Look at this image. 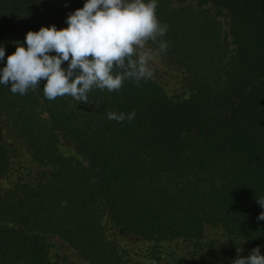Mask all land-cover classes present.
<instances>
[{
    "label": "trees",
    "instance_id": "obj_1",
    "mask_svg": "<svg viewBox=\"0 0 264 264\" xmlns=\"http://www.w3.org/2000/svg\"><path fill=\"white\" fill-rule=\"evenodd\" d=\"M187 1L156 0L166 32L146 42L185 71L186 99L173 100L151 76L126 78L118 91L94 87L86 102L47 99L45 81L23 96L0 85V117L40 167L0 192V264H57L51 234L91 264H157L128 259L107 238V222L126 235L193 244L162 264H233L248 256L244 245L264 247V0ZM83 3L0 0V67L29 30L67 27ZM63 138L80 158L61 153ZM11 164L0 140V179ZM206 226L228 241L202 245Z\"/></svg>",
    "mask_w": 264,
    "mask_h": 264
},
{
    "label": "clouds",
    "instance_id": "obj_2",
    "mask_svg": "<svg viewBox=\"0 0 264 264\" xmlns=\"http://www.w3.org/2000/svg\"><path fill=\"white\" fill-rule=\"evenodd\" d=\"M156 7V0H84L82 8L67 14V27L41 26L38 31L29 30L23 43H16L0 67V85L10 84L13 94L23 96L45 81L42 90L47 99L67 95L86 102L94 87L118 91L126 78L147 79L151 72L138 50L166 32ZM5 53L0 44V62L5 61ZM108 119L119 122L125 117L110 113ZM258 203L264 207V199ZM259 219L264 220V213ZM233 264H264V255L257 247Z\"/></svg>",
    "mask_w": 264,
    "mask_h": 264
},
{
    "label": "rangeland",
    "instance_id": "obj_3",
    "mask_svg": "<svg viewBox=\"0 0 264 264\" xmlns=\"http://www.w3.org/2000/svg\"><path fill=\"white\" fill-rule=\"evenodd\" d=\"M186 4L196 6L194 0H189ZM215 16L221 25L223 37L230 42L227 14L220 13ZM230 46L233 47L232 44ZM138 53L139 56L146 58V67L151 72V77L173 100L186 99L190 95L191 87L186 81L184 70L170 63L158 49L148 43H145L144 47L138 50ZM136 58L138 59V57ZM0 140L8 148L12 161V168L7 175L0 179V192H3L17 180H29L34 177L40 167L31 157L24 141L16 136L11 124L3 117H0ZM59 149L63 155L80 158L72 144L64 138L59 143ZM105 234L108 239L115 242L126 253L128 259L143 263L162 264L170 259L184 258L188 256V252L193 247V244L181 239L155 242L134 235H126L109 222L106 223ZM47 241L49 243V257L53 262L57 264H91L59 235H48ZM227 241L228 237L223 234L221 228L206 226L201 244L210 243L218 246ZM243 248L245 253L250 255L257 247L244 245ZM259 248L261 255H264V247Z\"/></svg>",
    "mask_w": 264,
    "mask_h": 264
}]
</instances>
